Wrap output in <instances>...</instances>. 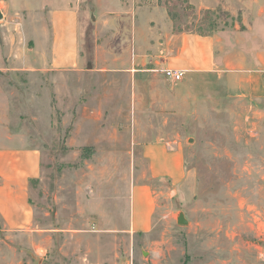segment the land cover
<instances>
[{
	"label": "rangeland",
	"instance_id": "rangeland-1",
	"mask_svg": "<svg viewBox=\"0 0 264 264\" xmlns=\"http://www.w3.org/2000/svg\"><path fill=\"white\" fill-rule=\"evenodd\" d=\"M143 5L167 11L164 0H135ZM191 11L178 7L180 27L213 33L232 30L243 10L232 17L194 7L197 19ZM67 79L57 73L41 84L10 77L1 84L16 105L15 127L42 151V175L30 184L34 227L8 232L0 225V264H264V100L238 97L212 78L193 93L192 109L175 108L173 95L191 91L169 81L167 110L135 120L164 130L137 132L126 115V71L96 82ZM136 135H161L184 149L181 183L164 189L148 176L147 164L134 159ZM140 182L158 196L148 232L128 226L130 191Z\"/></svg>",
	"mask_w": 264,
	"mask_h": 264
},
{
	"label": "crops",
	"instance_id": "crops-1",
	"mask_svg": "<svg viewBox=\"0 0 264 264\" xmlns=\"http://www.w3.org/2000/svg\"><path fill=\"white\" fill-rule=\"evenodd\" d=\"M190 2L198 13L222 9L236 17L243 11L232 30L227 27L202 35L175 30L164 7L158 13L144 5L135 7V0H0V225L4 230L34 227L30 184L42 175L41 149L15 127L16 105L1 85L7 78L16 84L26 80L41 84L44 75L59 73L68 82L74 76L96 82L104 73L126 71V115L134 117L132 126L137 132L164 130L161 125L140 128L135 120L147 114L160 116L167 110L171 91L166 69L184 71L174 89L181 92L189 87L191 91L190 97L173 95L175 108L184 103L181 109H192V97L200 87L208 89L212 78L238 97L245 94L255 101L264 100V0ZM105 30L110 33L106 37ZM113 79L114 84L119 80ZM114 98L112 110L117 105ZM175 113L187 116L179 109ZM109 139L114 142V137ZM134 140L140 153L134 159L147 164L148 176L159 187L171 189L183 181L186 153L180 145L161 135L147 140L136 135ZM157 201L151 184H133L131 230L150 231Z\"/></svg>",
	"mask_w": 264,
	"mask_h": 264
},
{
	"label": "trees",
	"instance_id": "trees-1",
	"mask_svg": "<svg viewBox=\"0 0 264 264\" xmlns=\"http://www.w3.org/2000/svg\"><path fill=\"white\" fill-rule=\"evenodd\" d=\"M166 7H167V11L168 14L170 15L171 19L173 20V24H174V28L177 31H188V32H195L198 34H202V35H206V34H210V32H200V31H194L191 27H188L189 25H187L186 27L182 28L180 27V25L177 23L178 20V13H177V9L178 7L180 8H190L192 11V17L194 19H197V14L194 11V7L193 5L190 3L189 0H164ZM207 14L211 13L209 10H207L206 12ZM37 180H32V182H36Z\"/></svg>",
	"mask_w": 264,
	"mask_h": 264
},
{
	"label": "built area",
	"instance_id": "built-area-1",
	"mask_svg": "<svg viewBox=\"0 0 264 264\" xmlns=\"http://www.w3.org/2000/svg\"><path fill=\"white\" fill-rule=\"evenodd\" d=\"M166 77L172 82H178L184 77V71L179 69L164 70Z\"/></svg>",
	"mask_w": 264,
	"mask_h": 264
},
{
	"label": "water",
	"instance_id": "water-1",
	"mask_svg": "<svg viewBox=\"0 0 264 264\" xmlns=\"http://www.w3.org/2000/svg\"><path fill=\"white\" fill-rule=\"evenodd\" d=\"M3 17V15H2V12H1V9H0V19ZM181 223L183 222L182 221V218L179 220Z\"/></svg>",
	"mask_w": 264,
	"mask_h": 264
}]
</instances>
